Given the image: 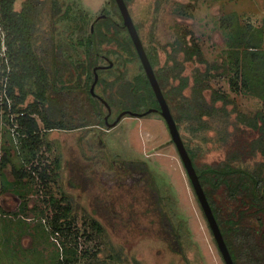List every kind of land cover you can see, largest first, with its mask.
<instances>
[{"label":"rangeland","instance_id":"374dc122","mask_svg":"<svg viewBox=\"0 0 264 264\" xmlns=\"http://www.w3.org/2000/svg\"><path fill=\"white\" fill-rule=\"evenodd\" d=\"M37 1L34 46L45 51L41 53L49 61L48 50L54 48V41L58 44L60 37L70 34L69 24L55 22L59 15L55 7L74 0ZM78 1L89 13L87 32L105 8L112 6L111 0ZM24 2L16 0V9ZM128 8L144 45L157 55L155 68L163 69L162 83L167 88L179 84L168 68L178 62L175 73L189 78V86L183 92L187 97L192 93L194 75L226 57L229 29L221 25L225 18L235 14L242 27L251 25L257 33L249 38L251 45L256 43L260 53L264 50V0H129ZM186 32L188 39L198 41L208 64L185 60L184 54L173 48L176 39ZM77 36L78 32L73 38ZM119 39H127L125 30ZM104 50H115L113 56H108L113 65L103 73L107 81L113 80L120 70H126L128 75L140 70L135 55H128L131 59L125 60L123 54L124 58L115 64L116 51L121 50L116 42L106 40ZM110 59L100 58L97 65L108 66ZM229 78L228 74L211 76L207 79L210 86L205 90L209 104L213 90L228 93L235 101L227 105L228 111L208 117L205 124L191 122L181 117L185 112L182 106L185 98L177 94L170 104L172 113L175 118L180 117L182 137L194 150L197 166H218L235 151L240 156L238 162H245L251 169L258 165L264 174V151L253 153L249 144L244 143L248 127L236 111L240 110L245 118L264 112V98L244 88L234 91ZM64 83L72 89H63L65 102L58 105L60 108L53 101L50 105L65 111L74 121L81 120L78 109L84 96L82 91L92 81L84 74L79 77L68 73ZM102 88L97 84L95 92L101 94ZM33 98L31 95L28 101ZM217 105L222 106V102ZM3 111L0 106V264H55L68 257L79 260V264H226L161 114L128 113L113 126L118 112L112 109L106 125L45 132L46 144L35 156L29 157ZM91 112L93 121H98L96 111ZM261 123L264 125V121ZM6 154L9 161L3 166ZM128 161L135 164L144 161L149 166L186 256L177 251L173 236L163 225L145 174L136 165H127ZM19 170L28 175L20 178ZM41 171L48 176L42 177ZM215 197L226 219H232L229 211L235 208L234 203L223 196L221 189ZM58 201L63 207L57 206ZM64 207L74 217L72 230H67V235L55 232L52 223L54 212L65 210ZM245 215L258 224L255 213L249 211ZM92 217L102 223L103 232L93 230Z\"/></svg>","mask_w":264,"mask_h":264},{"label":"trees","instance_id":"16d2710c","mask_svg":"<svg viewBox=\"0 0 264 264\" xmlns=\"http://www.w3.org/2000/svg\"><path fill=\"white\" fill-rule=\"evenodd\" d=\"M125 1L128 5L129 0ZM111 3L112 6L105 8L103 13L94 20L93 28L91 27L88 32L86 27L89 21V13L83 9L80 1H66L61 6L57 5L55 8L59 15L55 22L57 25L69 24L70 34L60 37V43L58 44H55L52 38L54 48L48 50L50 52L48 54L51 56V60L48 61V58L41 53L45 51L42 49L39 51L34 46L39 1L25 0L21 8L16 9V0H0V29L4 32V35H0V78L4 75L9 76L8 93L14 102L12 111L3 112L5 116L8 115L12 128L15 127L13 131L19 135L22 149L30 155L29 157L35 156L46 144L45 132L54 129H76L90 124H108L109 119L106 117L109 114V108L102 99L108 103L111 110H117L118 115L120 113L128 114L130 111L138 114L144 113V115L157 112L161 114V111H159L160 104L129 30L124 25L120 8L116 0H111ZM187 6L190 7V4ZM115 14H119V19L115 17ZM236 17L233 14L225 18L221 24L226 30L229 29L227 32L229 48L226 50V57L222 62L212 64L205 71L199 70L194 75L192 93L189 97L183 94L189 86V78L175 73L176 66L180 64L176 62L168 67L174 78L179 79V84L167 88L166 83H162L163 69L155 68L157 55L144 45L169 105L173 100L175 101L177 94L181 97L184 96L185 102L182 106H184L183 110L185 112L181 117L186 118L188 121L205 124L208 117L219 115V111H228L227 105L235 102L228 93L213 90L212 101L210 104L208 103L205 97V90L210 86L207 79L216 74L230 75L229 79L234 91L244 88V90L247 89L253 94L264 98V50L260 53L256 43L251 45L249 38L254 34L257 35L256 31L252 30L251 25L242 27ZM136 27L138 29L137 25ZM122 30L126 31L127 39L121 41L119 38ZM76 32H78V36L73 38ZM188 34L186 32L177 38L173 48L177 52H182L185 60H198L201 63L208 64L200 44L195 39H188ZM106 40L116 42L119 49H121L116 51L115 64L119 59L124 58L123 54L126 55L125 60L131 59V57H127L128 55H135L139 59L140 70L133 75H128L126 70H120L115 74L116 77L113 80L107 81L103 73L109 71L108 68L105 69L109 65H97L100 58L110 59L108 56H113L112 54L115 52V50H104ZM3 46L6 47L5 56L1 54ZM240 48H244V50L240 51ZM110 62L114 63L111 59ZM95 67H98L99 79L97 84L103 87L102 92L93 95L90 90L91 86H86L83 89L84 96L78 109L81 120L74 121L69 118L70 116L65 111L53 109V106L50 105L53 102L56 106H62V103L65 102L67 97L64 96L63 89L72 90L65 85V76L68 73L72 76L76 74L79 77L84 74L93 83ZM212 69L215 70L214 73ZM8 71L9 73H7ZM74 71L76 73H73ZM239 81H241L242 86L239 85ZM60 83L61 85H59ZM31 95L34 98L28 101ZM219 101L222 102V106L217 105ZM58 108L60 107L58 106ZM153 108H157L158 111H150ZM92 109L100 117L98 121H93ZM236 111H239L238 118L240 121L246 122L248 127V137H245L244 143L249 144V149L253 153L259 150L264 151V125L261 123L264 121V112L259 111L251 118H245L246 115L240 110L237 109ZM22 112L24 114H21ZM12 115L14 120H11L10 116ZM179 118H175V121L180 131ZM15 124L17 125L15 126ZM237 132L238 130H236ZM253 134L256 136L252 137ZM234 140L239 141L237 137ZM184 144L199 175L234 263L264 264V174L261 167L257 165V167L251 169L245 162L241 164L238 162L240 156L235 151H232L231 158L224 160L218 166L205 165L199 167L195 163L194 150L185 141ZM237 144L239 142H234V145ZM8 161L9 158L6 154L3 156V166ZM127 165H136L145 174L146 180L149 182V188L155 198L161 221L173 236L174 240L172 242L178 247L177 251L186 256L180 234L169 212L164 207L159 186L149 166L144 161L136 164L128 161ZM34 170L37 171L38 167H34ZM17 174L23 179L28 175V172L19 170ZM40 174H42V177L48 176L43 171ZM213 179H215V182H213ZM219 189L222 190L223 196L234 203L235 208L229 211L233 214L232 219H226L224 209L215 197L216 191ZM57 206L63 207L60 201H58ZM64 208L65 210L54 212L52 223L55 232L67 235L69 233H66V231L70 232L72 230L70 228L74 224V217L71 215L70 209L66 210V207ZM249 211L258 216L257 225L245 215ZM91 220L94 231L99 233L104 231L100 221L93 217ZM79 262V260L68 257L55 264H79Z\"/></svg>","mask_w":264,"mask_h":264},{"label":"water","instance_id":"95a60500","mask_svg":"<svg viewBox=\"0 0 264 264\" xmlns=\"http://www.w3.org/2000/svg\"><path fill=\"white\" fill-rule=\"evenodd\" d=\"M116 2L118 4L120 11H121V14L123 16L124 25L129 30L131 38H132L134 45L136 47V50L138 52L139 58H140L143 66H144L146 74L150 80V83L153 87V90H154L156 97L158 99V102L160 104L161 115L163 116V118L167 122V125L169 127V130H170V133L172 136V140L174 141V143H175V145L179 151L181 159H182V161L185 165V168L187 170L188 176L191 179V182H192V185L195 189L197 197H198V199L202 205V208H203L204 213L207 217L209 225H210V227L214 233L215 239L218 243L219 249L223 255L225 263L226 264H235L234 260L232 258V255L230 253V250L227 246V243L224 239V236H223V233H222L221 228L219 226V223L216 219V216H215V214L212 210V207L210 205V202L207 198L205 190L201 184L199 175H198V173L194 167L193 161H192V159L188 153V150L184 144V141L181 137L179 128H178L177 123L175 121V118L173 116L170 105H169V103H168V101H167V99H166V97L162 91V87L160 85V82H159L156 74H155L153 65L149 59V56L147 54V51L145 49V46H144L143 41L141 39V36L138 32V29L135 25V22L132 18V15L130 13L128 5H127L125 0H116ZM111 65H113L112 62H110L109 66H111ZM98 67H100V66H98ZM98 67H95V69H94L95 70V79L91 85V92L95 95H98L95 92V86H96L97 81L99 79V75L97 73ZM102 100L106 103L107 107L110 109L108 103L104 99H102ZM152 110H154V109H151L150 111H152ZM129 113H131L132 115H135V116L136 115H144V113L138 114L136 112H131V111ZM109 114H111V111H109ZM109 114L106 117L107 119H108ZM124 115H125L124 113H120L118 115V119L115 120L112 123V125L113 126L116 125L118 120H120Z\"/></svg>","mask_w":264,"mask_h":264},{"label":"built area","instance_id":"2783aa9c","mask_svg":"<svg viewBox=\"0 0 264 264\" xmlns=\"http://www.w3.org/2000/svg\"><path fill=\"white\" fill-rule=\"evenodd\" d=\"M3 56L6 55V47H2V53ZM10 70V68H9ZM9 73V71L7 72ZM8 84H9V76L4 75L0 78V106L2 107V110L5 111H12L13 108V99L10 97L8 93ZM6 105V107H5ZM21 114H24L23 112ZM11 120H14L13 115L10 116ZM17 124H15L16 126Z\"/></svg>","mask_w":264,"mask_h":264},{"label":"flooded vegetation","instance_id":"af4514ba","mask_svg":"<svg viewBox=\"0 0 264 264\" xmlns=\"http://www.w3.org/2000/svg\"><path fill=\"white\" fill-rule=\"evenodd\" d=\"M154 109V108H153ZM109 111H112L111 109H109ZM154 111H158V109L157 108H155L154 109ZM160 111V110H159ZM157 113H159V112H157ZM137 116V115H136ZM139 116H143V115H139Z\"/></svg>","mask_w":264,"mask_h":264}]
</instances>
